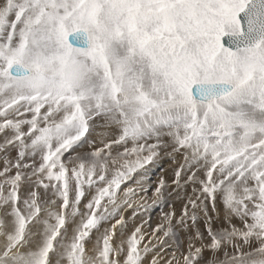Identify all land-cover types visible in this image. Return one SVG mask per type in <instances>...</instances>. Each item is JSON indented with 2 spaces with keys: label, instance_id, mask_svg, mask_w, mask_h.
Instances as JSON below:
<instances>
[{
  "label": "snow or ice",
  "instance_id": "obj_1",
  "mask_svg": "<svg viewBox=\"0 0 264 264\" xmlns=\"http://www.w3.org/2000/svg\"><path fill=\"white\" fill-rule=\"evenodd\" d=\"M0 264H264V0H0Z\"/></svg>",
  "mask_w": 264,
  "mask_h": 264
},
{
  "label": "rangeland",
  "instance_id": "obj_2",
  "mask_svg": "<svg viewBox=\"0 0 264 264\" xmlns=\"http://www.w3.org/2000/svg\"><path fill=\"white\" fill-rule=\"evenodd\" d=\"M167 159H164V160H162V161H160L159 162V164L153 169V176H152V179L153 180H155L156 179V177L157 176H159L160 174H161V169H163V170H165V171H167V170H169L170 169V167H171V162L169 161V160H167ZM164 165V166H163ZM166 166V167H165ZM159 168V169H158ZM154 170H155V172H154ZM157 171V172H156ZM157 212H154L153 213V219H155L156 218V215H157V213L160 211V209L158 208L157 210H156Z\"/></svg>",
  "mask_w": 264,
  "mask_h": 264
},
{
  "label": "bare ground",
  "instance_id": "obj_3",
  "mask_svg": "<svg viewBox=\"0 0 264 264\" xmlns=\"http://www.w3.org/2000/svg\"><path fill=\"white\" fill-rule=\"evenodd\" d=\"M167 161V160H166ZM171 164V163H170ZM164 166V165H163ZM166 167V166H165ZM159 169V168H158ZM162 170V169H161ZM154 172H155V170H154ZM157 172V171H156ZM157 212V211H156Z\"/></svg>",
  "mask_w": 264,
  "mask_h": 264
}]
</instances>
